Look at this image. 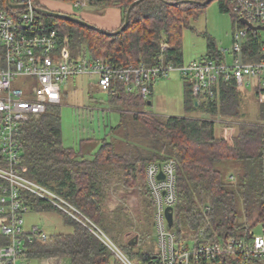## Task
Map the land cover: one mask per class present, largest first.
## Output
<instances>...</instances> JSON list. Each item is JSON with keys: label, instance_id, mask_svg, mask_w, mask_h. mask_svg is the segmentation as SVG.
<instances>
[{"label": "trees", "instance_id": "obj_1", "mask_svg": "<svg viewBox=\"0 0 264 264\" xmlns=\"http://www.w3.org/2000/svg\"><path fill=\"white\" fill-rule=\"evenodd\" d=\"M135 1H95L99 7L122 10L121 26L107 32L45 12L39 13L38 28L56 29L59 49H68L71 58H103L122 67L141 63L152 66L161 58L174 65L184 63L183 32L194 28L193 23L213 1L218 2L221 12L231 14L235 29L243 26L227 0L206 4L207 0H140L132 6ZM129 9L128 25L119 31ZM203 36L207 52L202 58L225 60L214 38L207 32ZM263 43L259 31L249 29L245 60L261 59ZM5 59L0 46V68L5 66ZM117 85L119 94L107 95L118 111L119 122L89 152L63 144L60 104L21 126V173L59 194L81 214L79 221L43 198L22 192V201L30 211H55L70 228L51 234L46 241L28 244L25 255L29 263L59 257L67 258L69 264H122L90 229L94 224L136 264H150L158 248L157 242L155 248L148 243L150 228L155 227L156 204L146 169L151 163L169 160L175 162L177 198L169 230L176 242L198 246L244 237L258 224L264 225V87H253L257 121L230 124L233 131L228 136L221 133L216 118L220 115L232 123L230 119L245 116V92L233 79L220 84L215 100L206 99L199 105L191 85L184 82L185 109L212 117L147 112L148 100L139 93L126 92L121 83ZM121 191L120 203L109 210L111 193ZM130 191L139 197L145 224L140 221L142 224L137 225L127 206ZM133 232L140 237L138 245L129 244ZM212 264H239V260L219 255Z\"/></svg>", "mask_w": 264, "mask_h": 264}, {"label": "built area", "instance_id": "obj_2", "mask_svg": "<svg viewBox=\"0 0 264 264\" xmlns=\"http://www.w3.org/2000/svg\"><path fill=\"white\" fill-rule=\"evenodd\" d=\"M74 8L95 5L96 0H71ZM240 21L264 27V0H227ZM47 9L41 0H0V46L5 50V66L0 68V264H30L25 252L28 244L46 241L49 234L38 225L25 228L29 206L22 201V192L35 194L52 203L66 214L81 221L80 211L59 194L21 173V126L48 107L62 101L63 85L70 78L95 76L101 91L119 94L118 83L128 93H139L150 100L153 85L178 73L191 85L197 105L215 100L220 84L235 80L246 89L264 87V43L261 59L246 61L244 46L249 27L243 24L233 32V50L225 60L200 58L180 65L166 63L163 58L152 66L129 64L116 67L101 58H71L68 49L60 50L56 29L40 30L39 18ZM259 31V30H256ZM231 129L227 128L226 132ZM233 129V128H232ZM163 172L164 179L158 175ZM156 212L154 216L158 253L150 264H212L219 255L238 258L239 264H264V225L261 234L251 231L244 237H231L213 243L189 247L175 240L169 230L165 210L176 204L175 162L151 163L146 169ZM87 225V224H86ZM90 227L89 225H87ZM90 229L110 248L122 264H136L115 243L110 235L92 224ZM62 263L59 257L37 258V264Z\"/></svg>", "mask_w": 264, "mask_h": 264}, {"label": "rangeland", "instance_id": "obj_3", "mask_svg": "<svg viewBox=\"0 0 264 264\" xmlns=\"http://www.w3.org/2000/svg\"><path fill=\"white\" fill-rule=\"evenodd\" d=\"M42 4L47 8H56L64 13L75 14L90 24H93L91 19L86 16L87 13H93L100 16L110 14V18H119L117 13H111V10H116L117 7H99V8H74L71 0H41ZM113 8V9H110ZM116 12V11H115ZM193 29H185L183 32V49L184 62L200 59L206 55L207 41L203 36V32H207L214 38L218 48L226 49L228 57L233 50V21L230 13H223L219 10L218 2H211L206 12L199 17L194 23ZM259 33L264 42V29L259 30ZM161 80V79H160ZM157 85L156 96L153 98L154 103L148 105L145 110L151 113L161 115H175V116H200L212 117L200 112H189L184 106V85L178 73H174L171 77L163 79ZM171 82V86L167 85V81ZM96 77L79 76L70 78L69 81L63 85L62 101L60 103L61 122H62V139L63 144L75 149L82 148L84 151H91L96 147L103 138L109 133L111 126L119 122L120 116L118 111L109 102V96L106 92L97 88ZM244 114L243 118L228 119L223 116H218L216 120L220 125L221 133L229 135L226 132L229 125L234 123L255 122L258 117V102L256 100L253 88H244ZM234 121V122H233ZM235 125V124H234ZM233 131V129H231ZM230 131V130H229ZM88 139V140H87ZM83 140V141H82ZM97 149V148H96ZM123 191L118 194L111 193L107 200V207L113 210L120 203L123 196ZM127 206L136 216L135 223L137 225L146 223V218L143 215V210L140 204L139 197L135 191H130L126 199ZM241 210V209H240ZM138 216L140 220H138ZM25 228H30L33 225H38L40 228L46 230L49 234H56L59 232H68L70 228L64 223L63 218L55 211L51 212H34L29 211L24 215ZM142 223H141V222ZM262 224H258L252 228L251 232L258 235L262 233ZM151 238L149 245H156L157 236L154 226L150 228ZM137 233L133 232V237ZM140 242V237L138 244ZM137 244V245H138ZM185 245L192 247V242H185ZM57 260H51V264H57ZM37 260H32L30 264H37ZM61 264H69L67 258L62 260Z\"/></svg>", "mask_w": 264, "mask_h": 264}, {"label": "water", "instance_id": "obj_4", "mask_svg": "<svg viewBox=\"0 0 264 264\" xmlns=\"http://www.w3.org/2000/svg\"><path fill=\"white\" fill-rule=\"evenodd\" d=\"M140 0H136L132 6L139 2ZM212 0H207L205 3L203 4H206V3H210ZM131 9V8H130ZM130 9L128 10L126 16H125V22L123 24V26L119 29V31H122L123 29H125L128 25V22H129V15H130ZM41 12H45V13H49L51 15H55V16H58V17H63V18H66L68 20H71V21H75V22H79L85 26H88V27H92V28H96V29H99V30H102V31H105L107 32L106 30H103V29H100L92 24H90L89 22H87L86 20H84L83 18L79 17V16H76L74 14H67V13H63V12H56V11H52V10H48V9H42ZM241 21L243 22V24H246L250 29L252 30H263L264 27L263 26H256V25H253L251 23H249L246 19H241ZM148 105H151V101L149 100L148 101ZM232 129V128H231ZM229 129L228 132H230V134L232 133V130ZM229 134V135H230ZM228 135V136H229ZM158 178L159 179H164L165 178V175L163 172H160L159 175H158ZM165 214H166V218L168 220V225L169 227H171L174 223V208L172 206H168L165 210ZM138 241H139V235L136 234L134 236V239H132L129 244L130 245H137L138 244Z\"/></svg>", "mask_w": 264, "mask_h": 264}, {"label": "crops", "instance_id": "obj_5", "mask_svg": "<svg viewBox=\"0 0 264 264\" xmlns=\"http://www.w3.org/2000/svg\"><path fill=\"white\" fill-rule=\"evenodd\" d=\"M91 8H99V6H91ZM48 10H52V11H56V12H62L61 10L59 9H56V8H48ZM110 9H113V8H110ZM112 12L111 13H117V15L120 16V19L119 18H110V14H106L105 16H100V15H96V14H93V13H87L86 16L90 17L91 19H96V21H91L93 24H96L98 26H100L101 28H104L106 30H114L118 27L121 26L122 24V18H123V14H122V10L120 8H116V10H111ZM116 11V12H115ZM64 13V12H63ZM68 14V13H67ZM75 15V14H74ZM81 18H84V17H81ZM90 77H95V76H90ZM181 78V77H180ZM168 80V79H167ZM166 80V81H167ZM181 80L183 81V79L181 78ZM69 81V80H68ZM161 81H165L163 79L161 80H158L154 85H153V93L151 95V98H150V101H151V105L154 103L153 101V98H155L156 96V91H157V85L159 82ZM167 85L171 86V82L167 81ZM183 85H184V81H183ZM254 85L250 86L249 88H253ZM98 88V87H97ZM248 89V88H247ZM184 90V88H183Z\"/></svg>", "mask_w": 264, "mask_h": 264}]
</instances>
